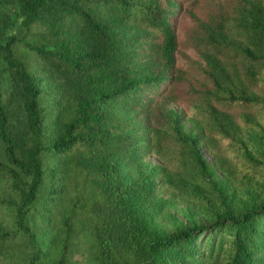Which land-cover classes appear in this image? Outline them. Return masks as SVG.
Listing matches in <instances>:
<instances>
[{"label":"trees","instance_id":"trees-1","mask_svg":"<svg viewBox=\"0 0 264 264\" xmlns=\"http://www.w3.org/2000/svg\"><path fill=\"white\" fill-rule=\"evenodd\" d=\"M185 45L205 56L211 87L184 89L193 74L176 53ZM148 52L165 69L140 74L134 62ZM5 71L0 264H75L85 229L94 264H264V199L238 216L222 210L211 223L161 233L129 205L125 171L139 164L137 132L147 127L189 161L184 139L157 125L161 106L145 97L155 89L207 105L218 121L206 137L217 169L234 190L257 185L242 139L264 134V100L252 94L264 84V0H0V81Z\"/></svg>","mask_w":264,"mask_h":264},{"label":"rangeland","instance_id":"rangeland-1","mask_svg":"<svg viewBox=\"0 0 264 264\" xmlns=\"http://www.w3.org/2000/svg\"><path fill=\"white\" fill-rule=\"evenodd\" d=\"M180 5V2H176ZM183 8L177 13V20L183 19ZM181 39L184 33L178 27ZM148 54V55H147ZM151 53H142L134 65L140 74H155L165 69L157 65ZM206 58L197 49L183 46L176 53V65L191 71L193 77L184 89H206L213 85V77L205 66ZM174 66L167 67L169 70ZM11 81L5 71L0 81V94L8 100ZM264 100V84L252 92ZM151 105L158 104L166 115L157 109V120L161 130H168L181 137L183 149L188 148L189 161L181 163L172 150L160 146V138L153 127L137 132L136 147L140 153V162L125 168L128 181L132 182L129 205L138 207L140 221L161 233H171L194 224H208L218 217V211L227 210L234 216L255 208L264 199V134L259 135L247 130L244 137L243 155L255 163L260 173L257 185L244 191L231 188L223 174L214 163V155L206 145L207 131L218 121L214 120L207 105L178 103L167 94L155 89L145 95ZM13 113L19 117L23 110L18 102L11 103ZM161 117V119H160ZM22 120V119H21ZM158 131V130H157ZM199 150V155L196 151ZM201 159L203 163L201 164ZM152 188V189H151ZM206 195L210 199H206ZM114 231L124 232L125 217L119 213L113 217ZM75 264H94V236L90 229H85L76 237Z\"/></svg>","mask_w":264,"mask_h":264}]
</instances>
